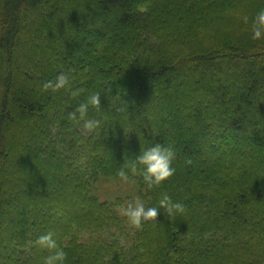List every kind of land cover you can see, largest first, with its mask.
Instances as JSON below:
<instances>
[{"label":"trees","instance_id":"trees-1","mask_svg":"<svg viewBox=\"0 0 264 264\" xmlns=\"http://www.w3.org/2000/svg\"><path fill=\"white\" fill-rule=\"evenodd\" d=\"M261 10L264 0H0V264H44L35 241L48 231L64 264H264ZM59 73L68 87L42 91ZM96 92L87 118L101 125L87 132L68 114ZM156 143L174 148L179 175L152 190L139 175L129 183L146 207L167 193L186 211L136 229L120 198L93 187L120 181V159ZM255 143L254 156L236 151ZM202 156L210 167L194 173Z\"/></svg>","mask_w":264,"mask_h":264},{"label":"clouds","instance_id":"clouds-1","mask_svg":"<svg viewBox=\"0 0 264 264\" xmlns=\"http://www.w3.org/2000/svg\"><path fill=\"white\" fill-rule=\"evenodd\" d=\"M244 22L248 18L244 17ZM264 38V10L259 11L252 20V39L260 40ZM69 85V76L65 73H59L54 80L45 82L42 91L51 90L53 93L67 88ZM81 89L71 91L73 97L79 96ZM99 109L101 107V94L96 92L91 94L86 102L68 114V119L77 123L83 121V128L87 132H94L100 128L101 121L88 119L89 107ZM175 159V150L171 145H161L156 143L144 150L135 159H130L124 163L116 172V176L122 182H129L137 175L142 177L143 182L149 190L160 187V185L171 178L175 173L172 167ZM163 210L169 217H175L177 214H183L186 211L185 205L180 201H173L167 194L163 193L158 201V206L146 207L142 200L135 198L130 201L126 207L122 208L121 214L127 222L136 229H141L143 224L148 221L157 222L160 211ZM55 234L48 231L37 237L35 244L41 249L47 250L50 254L44 258V264H64L67 253L59 247Z\"/></svg>","mask_w":264,"mask_h":264},{"label":"rangeland","instance_id":"rangeland-1","mask_svg":"<svg viewBox=\"0 0 264 264\" xmlns=\"http://www.w3.org/2000/svg\"><path fill=\"white\" fill-rule=\"evenodd\" d=\"M82 40H84L83 42L87 43V45L89 46L91 44V41H88V38H83ZM199 46H194V49L197 48ZM199 49H203V48H199ZM243 68V67H242ZM177 77H178V81H181V79L183 77V73L180 68L177 69ZM38 97L40 98V95L38 94ZM41 99V98H40ZM181 132V131H180ZM185 133V132H184ZM184 133L182 135H184ZM186 136V135H185ZM198 142V141H197ZM199 146V143L197 144ZM258 145H260V143H255V150L253 151V149L250 148H238L236 151L240 152L242 155H255L257 152L260 153V149H262V147H259ZM216 153L213 152L212 155H215ZM135 159V158H134ZM121 163H127L129 162V157H123L120 159ZM123 163V164H124ZM189 168L192 169V171H194V173L196 172H200L201 170H204L206 168L210 167V164L207 163V159H205V157H200V159H190L189 160ZM175 165V175H179V168ZM136 188L134 186H132L129 182L125 183L120 181H100L98 180L93 187V192L96 196H98V198L101 201H112L114 199L120 198L123 201V207H126V205L134 200L136 197Z\"/></svg>","mask_w":264,"mask_h":264}]
</instances>
